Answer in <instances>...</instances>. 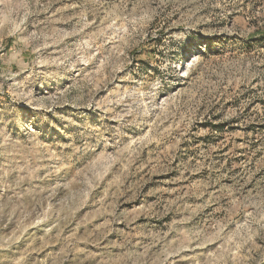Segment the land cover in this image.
<instances>
[{
    "label": "rangeland",
    "instance_id": "374dc122",
    "mask_svg": "<svg viewBox=\"0 0 264 264\" xmlns=\"http://www.w3.org/2000/svg\"><path fill=\"white\" fill-rule=\"evenodd\" d=\"M256 27L264 0H0V264H264Z\"/></svg>",
    "mask_w": 264,
    "mask_h": 264
},
{
    "label": "trees",
    "instance_id": "16d2710c",
    "mask_svg": "<svg viewBox=\"0 0 264 264\" xmlns=\"http://www.w3.org/2000/svg\"><path fill=\"white\" fill-rule=\"evenodd\" d=\"M248 41H264V27H256L253 33L248 37ZM193 56V54H192ZM186 61V60H185Z\"/></svg>",
    "mask_w": 264,
    "mask_h": 264
},
{
    "label": "bare ground",
    "instance_id": "6f19581e",
    "mask_svg": "<svg viewBox=\"0 0 264 264\" xmlns=\"http://www.w3.org/2000/svg\"><path fill=\"white\" fill-rule=\"evenodd\" d=\"M196 60H197V56H196V55L191 56V57L186 61L187 64H185V67H190V66L194 63V61H196Z\"/></svg>",
    "mask_w": 264,
    "mask_h": 264
}]
</instances>
